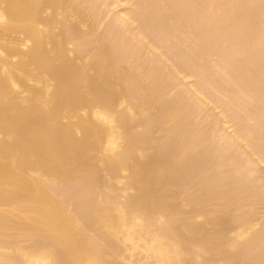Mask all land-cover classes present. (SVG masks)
Listing matches in <instances>:
<instances>
[{
    "label": "bare ground",
    "instance_id": "bare-ground-1",
    "mask_svg": "<svg viewBox=\"0 0 264 264\" xmlns=\"http://www.w3.org/2000/svg\"><path fill=\"white\" fill-rule=\"evenodd\" d=\"M259 12L0 0V264H264Z\"/></svg>",
    "mask_w": 264,
    "mask_h": 264
},
{
    "label": "rangeland",
    "instance_id": "rangeland-1",
    "mask_svg": "<svg viewBox=\"0 0 264 264\" xmlns=\"http://www.w3.org/2000/svg\"><path fill=\"white\" fill-rule=\"evenodd\" d=\"M166 12H167V11H166ZM166 12H165V14L168 15L169 13H168V12L166 13ZM259 13H260V12H259ZM176 15H177V18L180 17L179 14H176ZM258 15H259V16H257V17H260V19L258 20V18H256V21H255L256 23L254 22V23L251 25V28L246 29V31H245V35H246V33H247L246 37H247V36H248V37H252V35L255 33L254 30L252 31V29H255V30H256V27H257V29H262V28H264V26H262V25H264V16H262L261 13L258 14ZM260 15H261L262 17H261ZM261 19H262V20H261ZM257 20H258V21H261V22H257ZM259 23H261V25H260ZM255 24H257V25L259 24L261 27H260L259 25H258V26L255 25ZM253 25L256 26V27H254ZM167 26L170 27L171 24H170V23H169V24L167 23ZM167 26H166V28H167ZM252 26H253V27H252ZM259 27H260V28H259ZM262 30H264V29H262ZM229 32H230V31H229ZM229 32L226 33V35L224 36V38H225L226 40H228L227 37H228V35H230ZM252 32H253V33H252ZM249 34H250V36H249ZM251 34H252V35H251ZM229 37H230V36H229ZM229 37H228V38H229ZM174 42H175V41H174ZM168 44H169V43H168ZM168 44H167V45H168ZM186 45H188V47H186ZM180 46H181L182 48L179 47V51H182V52H186V51L189 52V50L191 49V45H190L189 42L181 43ZM166 47H167V46H166ZM188 48H190V49H188ZM236 48H237V47H236ZM185 49H186V50H185ZM239 49H240V48L235 49V53H236V52H237V53L234 54V55H236V56H235V59L237 58V59L239 60V62L237 61V59H236V60L234 59V60H235V62L237 63V65L241 67L239 70H241L242 72H245V73H243V74L245 75V77L247 76V74H248L249 78L251 77V78H250L251 81H249L250 84L247 83V81H245V84H246V83L249 84V85L252 86L253 89H255V90H256V88L258 87V88H257L258 93L261 94V96H264V95H262V94H264V84H261V83H264V81H260V82L258 81V82H257V80H256V79H257L256 76H258L257 74H259V73L262 71V69H264V66H261L262 63H261L260 61H258V60H251L250 55H247L248 52H246L247 54H245V53H244L245 51L242 52V50H241V49L239 50ZM236 50H237V51H236ZM238 51H239V52H238ZM242 53H243L244 55H243ZM239 55H240V56H239ZM239 57H240V58H239ZM246 58H248V59H246ZM249 61H251V63H249ZM241 62H242V64H241ZM257 62H258V63H257ZM243 63H244V64H243ZM248 63H249L250 65H249ZM254 63H255V64H254ZM251 64H252V65H251ZM245 65H246V66H245ZM243 67H244V68H243ZM243 70H244V71H243ZM251 70H252V72H250ZM258 70H261V71L259 72ZM241 71H239V72H241ZM256 72H258V73L256 74ZM232 73L235 75L236 72L234 71V72H232ZM252 73H254V74L252 75ZM233 74H232V75H233ZM243 74L241 73V76H242ZM249 74H250L251 76H250ZM254 75H256V76H254ZM252 76H253L255 79H254ZM243 77H244V76H242L241 78H243ZM245 77L243 78V80L245 79ZM258 83H259V84H258ZM254 84H255V85H254ZM256 84H257V85H256ZM260 85H261V86H260ZM255 86H256V88H255ZM260 87H261V88H260ZM212 104H213V103H212ZM254 104H255L254 102H252V103L250 102V103L248 104V106L246 105V106H247V107H246V108H247L246 110L249 111V112H250V111H254L255 108H256V107H255L256 104H255V105H254ZM212 106H213V105H212ZM214 106H215V105H214ZM251 106H252V107H251ZM262 106H264V105H262ZM251 108H252V109H251ZM217 110H218V109H217ZM217 110H215V111H217ZM240 115H241L242 118H245L243 114L240 113ZM249 126H250V125H249ZM253 130H254V129H253ZM214 158H215V157H212L211 159L214 160ZM259 175H260V174H259ZM260 176H261V178H264V175L261 174ZM241 177H243V176H240V178H241ZM259 181H260V180H259ZM261 183H264V180H262ZM262 188H264V187H262Z\"/></svg>",
    "mask_w": 264,
    "mask_h": 264
}]
</instances>
